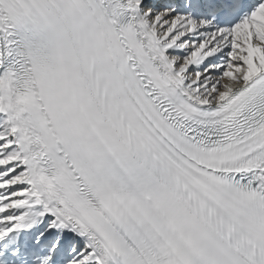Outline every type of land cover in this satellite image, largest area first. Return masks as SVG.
<instances>
[{
    "label": "snow or ice",
    "instance_id": "obj_1",
    "mask_svg": "<svg viewBox=\"0 0 264 264\" xmlns=\"http://www.w3.org/2000/svg\"><path fill=\"white\" fill-rule=\"evenodd\" d=\"M0 264H264V0H0Z\"/></svg>",
    "mask_w": 264,
    "mask_h": 264
}]
</instances>
